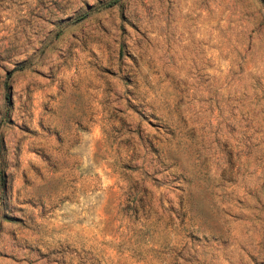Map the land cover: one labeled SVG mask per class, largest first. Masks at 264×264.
<instances>
[{
	"label": "rangeland",
	"instance_id": "374dc122",
	"mask_svg": "<svg viewBox=\"0 0 264 264\" xmlns=\"http://www.w3.org/2000/svg\"><path fill=\"white\" fill-rule=\"evenodd\" d=\"M0 264H264V0H0Z\"/></svg>",
	"mask_w": 264,
	"mask_h": 264
}]
</instances>
